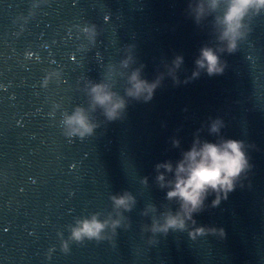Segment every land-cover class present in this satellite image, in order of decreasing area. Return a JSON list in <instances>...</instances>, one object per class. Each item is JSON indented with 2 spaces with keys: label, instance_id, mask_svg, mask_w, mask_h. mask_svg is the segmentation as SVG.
<instances>
[{
  "label": "water",
  "instance_id": "water-1",
  "mask_svg": "<svg viewBox=\"0 0 264 264\" xmlns=\"http://www.w3.org/2000/svg\"><path fill=\"white\" fill-rule=\"evenodd\" d=\"M189 0H0V264H264V12L235 53H222L223 74L189 79L200 48L216 41L208 17L197 25ZM95 24V43L85 38ZM134 44L136 64L153 80L176 55L181 83L165 74L149 102L129 100L122 119L101 121L81 139L64 134L65 111L87 106L88 81H99ZM48 79H45V77ZM122 79L115 88L123 93ZM244 140L252 167L234 191L194 214L197 225L223 227L191 239L187 231H141L148 203H167L155 183L158 162L177 161L199 129ZM180 140L179 147L172 144ZM163 171V170H161ZM148 178V185L141 178ZM137 199L130 227L114 242H70L76 219L111 210L110 194ZM173 210L177 205L173 202Z\"/></svg>",
  "mask_w": 264,
  "mask_h": 264
},
{
  "label": "clouds",
  "instance_id": "clouds-1",
  "mask_svg": "<svg viewBox=\"0 0 264 264\" xmlns=\"http://www.w3.org/2000/svg\"><path fill=\"white\" fill-rule=\"evenodd\" d=\"M188 12L197 25L212 17L209 23L216 42L200 48L191 77L184 82L198 78L202 71L208 76L223 74L227 61L222 60L221 54L235 53L239 43L247 39L252 31L251 21L264 12V0H189ZM84 35L94 44L98 35L97 26L86 24ZM134 49V44L127 45L123 58L118 63H109L99 81H88L87 106L76 105L71 113L65 111L62 115L61 123L66 136L83 139L93 135L101 124L95 115L98 111L104 117V122H111L124 117L129 100L151 101L165 74L172 77L174 84L181 83L177 70L183 64L182 55H176L170 64L165 65L166 72H160L155 79L148 80L142 75L143 64L134 67ZM118 78L124 81L123 93L115 88ZM224 126L221 118L211 119L208 131L218 136L215 142L202 139L198 129L191 147L182 151L180 159L155 165V183L167 190V203L161 206L162 211L154 203L146 204L141 211V215L149 217L151 221L141 226L142 232L152 234L149 243L155 240L157 234L167 235L169 230L187 231L193 240L208 234L225 235L223 227L197 225L194 217V214L204 210L205 201L213 194L211 206H219L221 200L227 199L252 167L248 145L244 140L220 135ZM172 144L179 147L180 140L173 138ZM141 183L147 186L148 178L142 177ZM109 199L111 210L106 214L95 211L76 219L69 226L67 239L63 238L62 233L59 234L60 247L64 253L70 251L69 244L73 241L83 243L87 239L114 242L118 228L130 227V218L125 213L135 207L136 196L130 190H124L110 194ZM173 202L177 205L175 210L171 206Z\"/></svg>",
  "mask_w": 264,
  "mask_h": 264
}]
</instances>
